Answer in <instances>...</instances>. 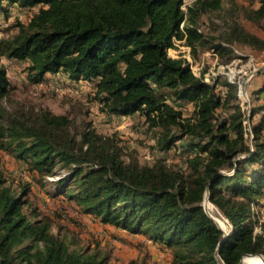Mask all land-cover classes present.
<instances>
[{
  "label": "trees",
  "instance_id": "1",
  "mask_svg": "<svg viewBox=\"0 0 264 264\" xmlns=\"http://www.w3.org/2000/svg\"><path fill=\"white\" fill-rule=\"evenodd\" d=\"M260 2L247 17L264 18ZM7 4L38 10L28 23H19L14 37L0 40V150L24 162L39 181L67 170L52 180L60 188L49 192L52 197L63 193L104 223L145 233L172 249V264H216L217 258L239 264L244 254L264 256V222L255 210L264 196V100L247 114L246 103L233 106L237 83L224 81L226 92H217L219 81L206 82L185 57L168 52L176 38L198 57L210 43L202 17L220 11L222 0H194L187 13L182 0H0V10L8 13ZM227 39L264 50V37L237 22ZM3 56L28 60L32 83L60 71L94 82L102 110L143 115L157 129L161 151L178 141L196 151L191 172L163 159L153 165L126 161L113 137L90 127L72 131L68 115L47 108L4 120L2 97L10 90ZM179 101L193 102L194 112L185 115ZM231 106L232 119L217 120V111ZM256 114L261 118L253 124L250 145L247 120ZM238 146H246L245 156ZM30 189L24 184L17 193L0 170V264H111L87 248L71 249L51 231L50 218L36 208L26 210ZM207 197L230 222L229 233L205 210ZM244 260L262 264L264 257Z\"/></svg>",
  "mask_w": 264,
  "mask_h": 264
},
{
  "label": "rangeland",
  "instance_id": "2",
  "mask_svg": "<svg viewBox=\"0 0 264 264\" xmlns=\"http://www.w3.org/2000/svg\"><path fill=\"white\" fill-rule=\"evenodd\" d=\"M260 5V0H222L220 11L210 12L202 17L201 29L210 43L200 50L198 57L192 55L183 41H177L175 46L168 50L172 57H187L193 71L198 75L204 72L208 83L219 81L217 92L220 93L226 92L223 82L228 81L226 75L220 72L221 66L232 69L238 87L239 84H245L244 94L242 97L237 95L233 106L239 102L242 105L246 103L243 107L247 114L264 100V50L227 38L235 22L246 30L264 37V18L256 21L247 17L248 11L259 8ZM6 9L8 13L0 10V40L14 37L19 31V23H28L31 15L38 10V6L28 9L16 4H7ZM215 43L221 44L223 48L219 50L213 47L212 44ZM1 62L6 67L10 90L2 97L5 107L4 120L18 112L24 111L35 115L47 108L53 113L68 115L72 121V131L81 132L90 127L99 134L113 137L122 148V158L126 161L137 159L143 165H153L157 160L163 159L175 169H182L186 174L191 172L189 160L196 151L184 149L182 141H178L167 152L161 151L156 144L157 129L149 128L143 115L138 113L117 115L102 110L100 102L94 98V82L75 80L60 71L50 74L38 83H32L27 77L28 60L3 56ZM176 104L185 115H191L195 110L191 101H179ZM233 114L232 106L227 110L220 108L217 111V120L230 121ZM260 118L261 114H256L252 121L247 120V129L250 131L247 140L250 145L253 124L259 122ZM261 135L264 139V131ZM237 148L242 150L239 156H245L246 146ZM0 154V170L7 179V184L17 193L24 184L31 187L26 210L36 208L42 216L50 218L51 231L65 240L71 249L87 248L101 257L107 256L111 264H172V249L154 242L145 233H132L104 223L98 215L82 212L80 205L75 200L68 199L63 193L52 197L49 192L60 190L52 180H57L67 170L58 169L60 172L54 177L39 181V177L33 176L24 162L16 160L6 151L0 150ZM218 169L228 172L223 165ZM260 201L261 205L255 210L257 218L264 222V196L260 197ZM202 204L207 213L214 216L220 229L225 234L229 233L231 225L224 214L207 198ZM216 216L226 226H222ZM251 256L263 257L261 254L249 257ZM217 260L216 264H220L221 260L219 258ZM248 262L258 264L244 260L245 264Z\"/></svg>",
  "mask_w": 264,
  "mask_h": 264
},
{
  "label": "built area",
  "instance_id": "3",
  "mask_svg": "<svg viewBox=\"0 0 264 264\" xmlns=\"http://www.w3.org/2000/svg\"><path fill=\"white\" fill-rule=\"evenodd\" d=\"M194 0H182V5H181V8L183 9V11L185 12V13H187V10H188V7H189V5L193 2ZM175 41V43L174 44H176V42L177 41H183L184 42V40H178V39H174ZM175 46V45H174ZM189 49H190V52H191V47L190 46H188V45H186ZM185 57V56H184ZM187 60H188V58L187 57H185ZM189 61V60H188ZM190 62V61H189ZM227 69V70H226ZM220 72L222 73V74H224V75H226V77L228 78V81L230 82V83H235L236 81L234 80L235 78H234V76H235V72L232 70V69H230L229 67H227V66H221V70H220ZM204 80L206 81V79H205V74H204ZM207 82V81H206ZM244 92H245V84H239V87H238V96L240 97H242V95L244 94ZM249 108V107H248ZM249 124V123H248ZM250 125V124H249Z\"/></svg>",
  "mask_w": 264,
  "mask_h": 264
},
{
  "label": "water",
  "instance_id": "4",
  "mask_svg": "<svg viewBox=\"0 0 264 264\" xmlns=\"http://www.w3.org/2000/svg\"><path fill=\"white\" fill-rule=\"evenodd\" d=\"M207 199H208V197H207ZM208 200H209V199H208ZM212 218H213V217H212ZM213 219H214V218H213ZM220 243H222V242H220ZM216 253L218 254V250H217ZM245 255H246V256H250V255H252V254H244L243 257H242V260H241V262H240L239 264H245V263H244V260H243ZM263 257H264V256H263ZM220 264H224L223 261H221ZM246 264H247V263H246ZM248 264H249V263H248Z\"/></svg>",
  "mask_w": 264,
  "mask_h": 264
},
{
  "label": "bare ground",
  "instance_id": "5",
  "mask_svg": "<svg viewBox=\"0 0 264 264\" xmlns=\"http://www.w3.org/2000/svg\"><path fill=\"white\" fill-rule=\"evenodd\" d=\"M208 205H209V203H208ZM212 206V205H211ZM210 206V207H211ZM210 212V211H209ZM214 217V216H213ZM216 219H217V221H219V223L223 226L225 223H223L219 218H217V216H216ZM224 226H226V225H224ZM249 264H252V263H250V262H248Z\"/></svg>",
  "mask_w": 264,
  "mask_h": 264
},
{
  "label": "crops",
  "instance_id": "6",
  "mask_svg": "<svg viewBox=\"0 0 264 264\" xmlns=\"http://www.w3.org/2000/svg\"><path fill=\"white\" fill-rule=\"evenodd\" d=\"M50 74H52V73H47L45 77L49 76ZM53 74H55V73H53Z\"/></svg>",
  "mask_w": 264,
  "mask_h": 264
}]
</instances>
